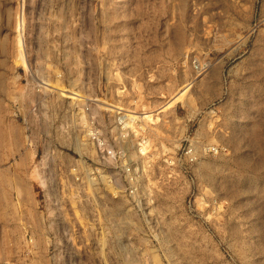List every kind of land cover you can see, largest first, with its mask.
<instances>
[{"label": "rangeland", "instance_id": "obj_1", "mask_svg": "<svg viewBox=\"0 0 264 264\" xmlns=\"http://www.w3.org/2000/svg\"><path fill=\"white\" fill-rule=\"evenodd\" d=\"M0 264H264V0H0Z\"/></svg>", "mask_w": 264, "mask_h": 264}, {"label": "built area", "instance_id": "obj_2", "mask_svg": "<svg viewBox=\"0 0 264 264\" xmlns=\"http://www.w3.org/2000/svg\"><path fill=\"white\" fill-rule=\"evenodd\" d=\"M123 119H125L124 116H123ZM119 122H121L120 124H123V122L121 120H119ZM86 134H87L88 141L91 144H93L95 147V150H96L95 154H96L98 160L104 162V157H105V154L107 153V149H106L107 144H106V138L103 135L102 129L99 128L98 126L93 125L92 122H90L88 127H87ZM140 138H142V137H140ZM141 143H142L141 144L142 146H140L141 148H143L144 150H145V148H148L149 144H148L147 139L145 137L142 138ZM144 146H145V148H144ZM141 148H140V150H141ZM188 155H191V154H188Z\"/></svg>", "mask_w": 264, "mask_h": 264}, {"label": "bare ground", "instance_id": "obj_3", "mask_svg": "<svg viewBox=\"0 0 264 264\" xmlns=\"http://www.w3.org/2000/svg\"><path fill=\"white\" fill-rule=\"evenodd\" d=\"M2 46V45H1ZM142 115H145L144 117H138V118H141L142 120H144V121H146L147 119H149L150 118V116H147V113H141ZM80 115V114H79ZM127 116V115H126ZM134 117V116H133ZM132 117V118H133ZM130 120V119H129ZM127 124V123H126ZM135 125V124H134ZM127 126H131L130 124L129 125H127ZM134 127V126H133ZM135 130V129H134ZM142 150V149H141ZM147 151V150H146ZM38 176V175H37ZM39 177V176H38Z\"/></svg>", "mask_w": 264, "mask_h": 264}]
</instances>
